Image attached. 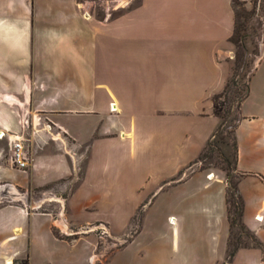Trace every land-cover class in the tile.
<instances>
[{
    "label": "crops",
    "instance_id": "crops-1",
    "mask_svg": "<svg viewBox=\"0 0 264 264\" xmlns=\"http://www.w3.org/2000/svg\"><path fill=\"white\" fill-rule=\"evenodd\" d=\"M234 29L233 0H138L103 19L83 10L79 0H0V133L6 135L0 154L8 151V137L25 136L30 128L38 146L48 142V129L55 127L52 140L59 148L63 135L71 151L83 149L80 179L68 152L43 150L29 166L30 174L45 171L40 185L71 178L75 188L67 203L73 218L97 198L77 199V189H91L90 178L118 174L133 156L139 168L171 169L158 190L196 182L199 175L202 191L195 199L204 222L194 223L183 213L169 215L171 250L135 264H223L231 235L227 181L213 169L194 166L221 123L213 96L224 91L231 76ZM247 85L234 131L236 169L242 174L237 188L243 222L261 246L238 248L228 264H264V45ZM4 156L0 184L27 187L15 174L26 172ZM92 184L106 190L105 181ZM0 209L45 217L50 234L62 242L75 245L84 237L68 241L53 234L50 213L30 212L23 204ZM133 215L100 220L119 231ZM21 229L14 224L0 230L3 264H14L13 242ZM93 251L92 244L88 257ZM111 259L103 264H112Z\"/></svg>",
    "mask_w": 264,
    "mask_h": 264
},
{
    "label": "rangeland",
    "instance_id": "rangeland-1",
    "mask_svg": "<svg viewBox=\"0 0 264 264\" xmlns=\"http://www.w3.org/2000/svg\"><path fill=\"white\" fill-rule=\"evenodd\" d=\"M79 1L83 10L94 12L95 16L101 19L115 17L138 3V0ZM235 10L239 34L236 37L237 42H231L233 51L231 76L222 92L223 96L221 98L213 96V103L217 102L223 107L224 118L221 119L223 127L204 148L194 166L205 170L213 169L221 173L226 180V174L228 169L233 167L236 155L232 125L238 117L237 105L241 96L246 93L249 76L259 60L264 45V0H251L249 6L236 4ZM43 117L49 120L48 116L43 115ZM48 130V142L40 143L39 146L32 137L33 129L30 128L26 132L24 143L31 162L37 154L46 149L52 153L68 152L73 159L71 164L75 166L80 179L86 160L83 149L77 148L76 151H71V142H64L66 139L62 134L59 148L55 140H52L58 133L57 129L51 127ZM2 153L8 154L6 149ZM134 158L135 156L128 158L121 165V169L118 168L117 171L121 170L118 174L90 178L88 184L91 189L84 190L88 186H80L77 189V199L85 201L90 194L97 197L86 207L87 209L82 208L77 212L75 215L77 219L70 215L67 203V198L75 188V184L70 182L71 178L40 185L45 171L40 172L38 169L34 174H30L28 167L26 174L15 172L27 187L0 184V206L23 204L30 212L50 213L53 220V234L59 238L73 241L80 236L87 237V239L82 237L81 242L71 245L50 234L45 217L34 213L30 215L29 212L23 215L11 209H0L1 231L6 225L17 224L22 227L21 232L16 233V240L13 242L14 250H17L14 264H71V261L78 264H103L110 257L112 264H135L141 261L143 256L153 257L159 254L165 256L171 250L172 232L168 225L169 215L183 213L194 223L201 219L204 222V215L200 213L196 201L202 191L198 186L201 176L198 175L196 182L192 180L186 185L166 187L161 190L163 186L158 190L159 182L166 179L171 169L139 168ZM238 177L237 174H232L231 183L235 184ZM94 181H105L106 190H98L100 186L93 185ZM214 199L218 198L214 197ZM143 203L145 204L142 205ZM131 211L134 212V217L119 231L113 229L106 221L100 220L112 218L115 221L125 212ZM86 218L96 220L83 223ZM139 221L142 225L140 233L137 234L135 241L128 244L140 227ZM191 231L194 229L192 228ZM92 244L94 251L91 257H88L92 251ZM252 244L248 231L236 225L232 231L229 247ZM126 245L124 250L119 251ZM0 264H3L2 256H0Z\"/></svg>",
    "mask_w": 264,
    "mask_h": 264
},
{
    "label": "trees",
    "instance_id": "trees-1",
    "mask_svg": "<svg viewBox=\"0 0 264 264\" xmlns=\"http://www.w3.org/2000/svg\"><path fill=\"white\" fill-rule=\"evenodd\" d=\"M236 4H241V5H245L244 2H242L241 0H233V7L235 10V5ZM239 34L238 31V26H237V18H236V10H235V29L234 32L230 38V41L233 43L237 42V35ZM248 93V85L246 86V93L241 96L239 102L245 98V96ZM216 98H221L223 96V93H218L216 94ZM238 102V104H239ZM223 104V103H222ZM237 111V109H236ZM214 113L216 116L220 117V119H223V107L221 105H219L217 102H214ZM240 121V116L238 115V117L235 119V124L232 125L233 127V133L235 131V128L237 127L238 123ZM223 127V122L221 120V123L219 125V127L217 128V131ZM216 131V132H217ZM215 132V134H216ZM214 134V136H215ZM235 140V139H234ZM235 148H236V155H235V161H234V165L232 168L228 169V172L226 174V178H227V206H228V219H229V223H230V228H231V235H232V231L234 229V227L236 225H239L241 228H244L245 230L248 231L250 238L253 241V244L251 246H261V243L259 242V240L255 237V235L246 227V225L243 222V208H244V202H243V198L242 196L239 194L238 192V188H237V184H238V180L240 178V176H242V174H238L237 173V169H236V161H237V145L235 143ZM226 161V160H225ZM232 174H237L238 180L235 184L231 183V175ZM238 198V200H237ZM231 235L229 238V245H228V252H227V257H226V261L225 264H228L233 256L235 255L236 251L238 250V248H240V246L236 245L233 247H229L230 246V241H231Z\"/></svg>",
    "mask_w": 264,
    "mask_h": 264
},
{
    "label": "built area",
    "instance_id": "built-area-1",
    "mask_svg": "<svg viewBox=\"0 0 264 264\" xmlns=\"http://www.w3.org/2000/svg\"><path fill=\"white\" fill-rule=\"evenodd\" d=\"M25 125L29 126V121L25 120ZM0 139L5 138V133H0ZM10 145H8V151L5 156L4 153L0 154V158H6L14 167L26 171L31 164V159L28 156L25 147V137L24 135H14V138L8 137Z\"/></svg>",
    "mask_w": 264,
    "mask_h": 264
},
{
    "label": "bare ground",
    "instance_id": "bare-ground-1",
    "mask_svg": "<svg viewBox=\"0 0 264 264\" xmlns=\"http://www.w3.org/2000/svg\"><path fill=\"white\" fill-rule=\"evenodd\" d=\"M1 136V135H0Z\"/></svg>",
    "mask_w": 264,
    "mask_h": 264
}]
</instances>
